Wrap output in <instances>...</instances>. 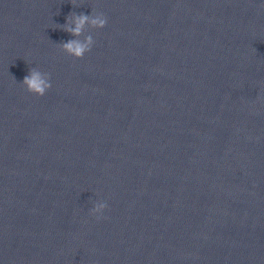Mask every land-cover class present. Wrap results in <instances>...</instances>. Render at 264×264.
Listing matches in <instances>:
<instances>
[{"label":"clouds","instance_id":"9594fccd","mask_svg":"<svg viewBox=\"0 0 264 264\" xmlns=\"http://www.w3.org/2000/svg\"><path fill=\"white\" fill-rule=\"evenodd\" d=\"M68 20L75 21V27L70 28L65 26L64 30L69 31L72 35L79 36L82 34L84 26L89 24L96 29H103L107 25V17L102 12H93L92 15L84 13H69ZM93 45V37L87 36L84 42L72 40L62 45L63 49L69 54L73 55L76 59H82L86 53L91 51ZM47 79L41 78V72L36 68H31L29 74L26 75L22 81V86L30 94L42 97L52 87L50 82V74L47 73ZM107 208L106 203L96 204L91 212L99 214ZM99 218V217H98Z\"/></svg>","mask_w":264,"mask_h":264}]
</instances>
